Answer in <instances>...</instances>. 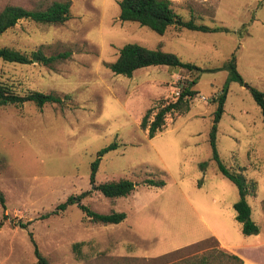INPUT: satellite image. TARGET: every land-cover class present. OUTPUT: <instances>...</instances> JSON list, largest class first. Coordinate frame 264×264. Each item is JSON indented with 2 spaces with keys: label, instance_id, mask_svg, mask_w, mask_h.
<instances>
[{
  "label": "rangeland",
  "instance_id": "obj_1",
  "mask_svg": "<svg viewBox=\"0 0 264 264\" xmlns=\"http://www.w3.org/2000/svg\"><path fill=\"white\" fill-rule=\"evenodd\" d=\"M49 1L0 0V8ZM69 1V15L61 22L21 18L0 34V45L27 53L68 51L47 64L0 58V82L12 91L37 89L61 98L41 107L30 101L0 106L6 213L2 217L0 207V264H29L33 242L47 264H160L204 247L198 240L211 231L213 245H233L248 261L264 264V127L246 86L264 90V0H171L181 18L222 28L175 33L169 26L161 34L119 20L117 0ZM125 42L172 51L201 69L151 64L129 76L113 73L106 63ZM231 52L242 83L226 82L227 70L219 67ZM192 75L197 77L190 87L197 92L188 98V109L170 112L161 129L146 137L139 127L145 108L173 99ZM225 82L215 149L225 165L255 183V194L245 200L258 231L247 235L234 219L236 186L217 171L208 140L213 96ZM112 142L117 145L101 154L93 183L122 177L134 183L127 194L114 197L88 180L96 151ZM145 177L164 183L145 185ZM83 190L80 201L90 209L122 210L125 217L118 223L91 221L77 203L52 212L67 195ZM163 250L168 251L141 257Z\"/></svg>",
  "mask_w": 264,
  "mask_h": 264
},
{
  "label": "trees",
  "instance_id": "obj_2",
  "mask_svg": "<svg viewBox=\"0 0 264 264\" xmlns=\"http://www.w3.org/2000/svg\"><path fill=\"white\" fill-rule=\"evenodd\" d=\"M117 4V18L119 20L136 21L140 25H145L160 34L165 32L169 26L173 27L175 33L183 28L199 29L203 31L222 28L220 26H209L196 22L192 17L188 19L181 18L174 10L171 0H117ZM69 6V0H51L44 6H35L31 8L20 4L6 3L0 8V34L7 28L12 27L16 21L21 18L44 23L61 22L68 17ZM67 54V50L44 54L39 48L33 49L27 53L7 45H0V58L8 62L27 63L37 61L42 64H47ZM151 64L182 67L192 73L201 69L196 63L189 60H182L172 51L162 50L157 47L151 48L136 42H125L121 44L114 59L106 63V66L113 73H121L129 76L133 69ZM219 67L227 70L226 82L227 80H235L239 83L243 82L236 69L234 52H231ZM196 77V75H192L185 83L181 84L173 99L166 101L157 100L152 105L145 108L139 119V127L146 129V137H152L157 130L161 129L167 114L170 112L181 113L188 109V98L197 92L195 88L190 87L191 84L195 82ZM226 82L223 84L221 91L213 96L215 105L208 131V140L217 171L236 186L238 198L232 203L234 219L239 223L240 232L247 235L258 231L257 224L250 216V206L245 200L246 194H255V183L246 180L240 170L236 171L231 168V166L225 165L219 158L215 149L216 122L223 110ZM246 86L259 108L261 121L264 127V90H259L248 84H246ZM60 99L58 95L52 92H44L37 89H30L24 93H17L12 91L6 83L0 82V106L10 103L22 104L25 101H30L37 107H41L45 102L60 101ZM116 145L115 142H112L96 151L95 157L89 163V182H94V174L97 170L101 154L108 149L115 148ZM141 182L145 185L161 186L164 180L162 178L145 177ZM93 187L105 196L114 197L127 194L133 189L134 183L131 179L122 177L93 183ZM86 193L87 191L83 190L76 194L67 195L65 200L59 202L52 212H55L57 209H63L68 203H77L84 215L91 221L116 223L125 217V212L122 210L99 212L90 209L86 204L80 201ZM4 201V195L0 190V207L3 209L2 217L6 216L4 212ZM11 219L12 218L9 220ZM18 225L23 226L24 224L18 222ZM214 240L213 235L202 238L198 241L200 243L204 242L205 246H197L202 249L199 252H197L198 248H195L191 250L189 254L181 255L176 259L161 262L160 264H241L242 260L239 256L218 246L217 242L213 245L211 241L214 242ZM208 241L209 244H207ZM177 249L178 248L175 250ZM33 255L36 264H47L45 257L40 253L34 242Z\"/></svg>",
  "mask_w": 264,
  "mask_h": 264
},
{
  "label": "crops",
  "instance_id": "obj_3",
  "mask_svg": "<svg viewBox=\"0 0 264 264\" xmlns=\"http://www.w3.org/2000/svg\"><path fill=\"white\" fill-rule=\"evenodd\" d=\"M116 223H118V222H116ZM205 227H207V226H205ZM213 233V231H211V234H209V235H213L212 234ZM209 235H207V236H209ZM207 236H205V237H207ZM214 236V235H213ZM205 237H203V238H205ZM202 239V238H201ZM188 244V243H187ZM184 245H186V244H184ZM220 245L224 248V249H226V250H228V251H230V252H232V253H234V254H236L237 256H239L240 258H241V260H242V262H241V264H245V262H249V264H255L254 262H251V261H248V259H246V258H244L243 257V255H241L240 253H238V252H236V250L234 249L235 248V246H233V245H229V244H224V243H222V242H220ZM178 247V246H177ZM176 248V247H175ZM174 249V248H173ZM172 250V249H171ZM166 251H168V250H163V251H160V252H157V253H149V254H146V255H142L141 257H152V256H155V255H158V254H160V253H163V252H166ZM41 253V252H40ZM122 255H129V256H138V255H133V254H131V253H126V252H123V253H121ZM35 263V257L33 256L32 257V260L30 261V263L29 264H34Z\"/></svg>",
  "mask_w": 264,
  "mask_h": 264
}]
</instances>
